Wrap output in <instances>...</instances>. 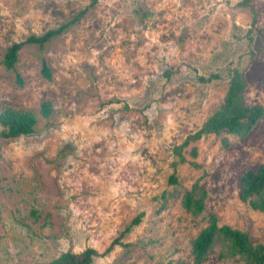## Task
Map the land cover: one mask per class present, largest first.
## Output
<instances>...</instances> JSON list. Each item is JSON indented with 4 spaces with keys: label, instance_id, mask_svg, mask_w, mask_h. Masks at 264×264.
<instances>
[{
    "label": "rangeland",
    "instance_id": "374dc122",
    "mask_svg": "<svg viewBox=\"0 0 264 264\" xmlns=\"http://www.w3.org/2000/svg\"><path fill=\"white\" fill-rule=\"evenodd\" d=\"M240 1L0 0V112L38 118L30 135L0 136V264L88 247L94 264H243L220 237L195 260L211 213L264 243V212L240 200L237 183L264 163V117L247 137L192 141L185 162L173 150L223 102L234 68L245 103L264 106V0ZM71 21L43 46L24 44L15 68L2 63L13 43ZM197 180L208 191L200 216L181 203Z\"/></svg>",
    "mask_w": 264,
    "mask_h": 264
},
{
    "label": "trees",
    "instance_id": "16d2710c",
    "mask_svg": "<svg viewBox=\"0 0 264 264\" xmlns=\"http://www.w3.org/2000/svg\"><path fill=\"white\" fill-rule=\"evenodd\" d=\"M97 0H92L91 5ZM252 0H241L242 6H252ZM75 21V19H74ZM61 24L58 28L49 29L42 34H31L24 41L15 42L7 47L2 63L8 69L15 68L18 60L19 50L26 43H38L45 45L51 38L62 33L72 22ZM256 17H253L255 23ZM44 74L51 78V72L46 65L43 67ZM21 81V77L19 76ZM202 80H210L202 77ZM247 87V80L244 73L234 68L231 70L229 86L224 96V100L217 106V109L207 118L202 127L195 133L190 134L173 150L179 157V162H185V148L192 141L204 136L215 134H233L244 138L247 137L264 117V106L260 104L247 105L244 100V92ZM52 105L50 102H44L40 109L45 117L50 116ZM38 122L36 114L31 109H15L6 107L0 112V125L2 129L0 136L5 141H10L23 135H30L35 131ZM225 143L227 137L222 139ZM192 155L197 156L196 147L192 148ZM178 161L173 164L176 166ZM196 165V163L194 162ZM177 177L175 172L169 177V183L176 184ZM239 198L255 211L264 212V163L243 170L238 179ZM207 189L201 185L200 180L191 184L190 188L184 190L181 194V203L185 210L194 216H200L206 208ZM142 220V214L136 216L132 222L110 243L104 253L110 252L115 245L121 244V239L139 224ZM207 224L200 230L193 239V255L195 260L200 263L207 259L210 249L218 237L235 251L236 255L241 257L243 264H264V243L253 242L249 234L241 229L233 228L228 224H219L217 215L211 213L207 218ZM98 251L93 247H88L81 252L66 251L58 257L47 262H37L35 264H94V257ZM174 264V263H169ZM179 264V263H175Z\"/></svg>",
    "mask_w": 264,
    "mask_h": 264
}]
</instances>
